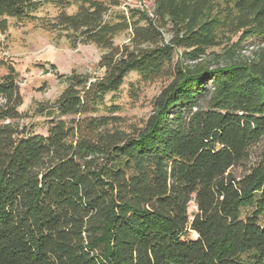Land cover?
Wrapping results in <instances>:
<instances>
[{"label":"trees","instance_id":"obj_1","mask_svg":"<svg viewBox=\"0 0 264 264\" xmlns=\"http://www.w3.org/2000/svg\"><path fill=\"white\" fill-rule=\"evenodd\" d=\"M47 1L0 0V30ZM151 1L77 0L48 23L106 51L100 75H64L46 133L22 123L15 68L0 74V264H264V47L198 61L234 35L230 50L263 41L264 0ZM131 71L171 81L128 132L101 111Z\"/></svg>","mask_w":264,"mask_h":264},{"label":"rangeland","instance_id":"obj_2","mask_svg":"<svg viewBox=\"0 0 264 264\" xmlns=\"http://www.w3.org/2000/svg\"><path fill=\"white\" fill-rule=\"evenodd\" d=\"M62 8L55 0H48L35 13L34 19L11 18L6 32L0 30V74L12 66L17 72V78L24 97L20 111L27 114L22 120L38 133H46L49 121L54 116L46 108L55 102L67 86L64 75L73 71L90 75H100L99 63L103 47L95 43L78 42L74 45L65 30L49 28L48 23L55 21L61 10L69 14L75 13L79 3L77 0ZM112 1V0H106ZM114 10L127 11L129 6H145L151 11V0H116ZM130 30L121 31L115 37L116 44L129 41ZM169 37V32H166ZM234 35L229 44L211 48L208 54L199 62L211 67L227 65L233 61L255 59L257 53L264 47V40L249 38L241 45L230 50V46L238 40ZM181 50H179L180 52ZM176 51V59L178 58ZM196 62L184 59V64L193 65ZM171 81V76L163 74L153 80L145 81L135 71L125 78L124 84L117 92L109 93L105 100L106 106H117L114 111L102 110L101 113L113 115L117 120L114 127L128 132L144 125L153 111L155 97ZM196 209L194 203L190 211Z\"/></svg>","mask_w":264,"mask_h":264}]
</instances>
